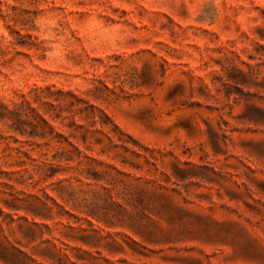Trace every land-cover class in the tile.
<instances>
[{"label": "rangeland", "instance_id": "1", "mask_svg": "<svg viewBox=\"0 0 264 264\" xmlns=\"http://www.w3.org/2000/svg\"><path fill=\"white\" fill-rule=\"evenodd\" d=\"M0 264H264V0H0Z\"/></svg>", "mask_w": 264, "mask_h": 264}]
</instances>
